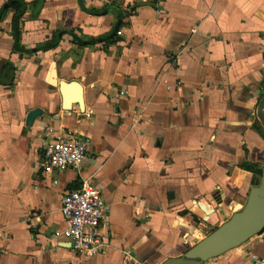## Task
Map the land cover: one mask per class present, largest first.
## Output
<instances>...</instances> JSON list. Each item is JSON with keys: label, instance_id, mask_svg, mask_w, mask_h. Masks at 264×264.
I'll return each mask as SVG.
<instances>
[{"label": "crops", "instance_id": "0c3cea01", "mask_svg": "<svg viewBox=\"0 0 264 264\" xmlns=\"http://www.w3.org/2000/svg\"><path fill=\"white\" fill-rule=\"evenodd\" d=\"M13 1L0 0V67L14 64L0 84V264H163L244 208L243 165L264 168V0H25L30 52L14 50ZM71 82L83 107L65 110ZM71 137L88 143L82 167L45 175L43 141ZM85 182L107 204L110 244L93 255L73 249L61 212ZM252 256L264 231L206 264Z\"/></svg>", "mask_w": 264, "mask_h": 264}, {"label": "built area", "instance_id": "2783aa9c", "mask_svg": "<svg viewBox=\"0 0 264 264\" xmlns=\"http://www.w3.org/2000/svg\"><path fill=\"white\" fill-rule=\"evenodd\" d=\"M42 171L45 175L79 170L89 153L88 143L80 138L45 139L42 145ZM62 215L66 222L65 238L73 249L93 255L109 246V235L102 233L107 216V204L102 192L85 182L79 189L67 192L62 198ZM253 264H264V257L252 256Z\"/></svg>", "mask_w": 264, "mask_h": 264}, {"label": "water", "instance_id": "95a60500", "mask_svg": "<svg viewBox=\"0 0 264 264\" xmlns=\"http://www.w3.org/2000/svg\"><path fill=\"white\" fill-rule=\"evenodd\" d=\"M43 0H38L40 9ZM82 7L83 2L79 0ZM119 26L116 27V31ZM116 33V32H115ZM63 107L70 110L72 104L83 107L82 87L78 82L62 83ZM258 114L264 122V99ZM42 115L40 109L32 111L27 118V123L33 125L34 121ZM264 231V168L259 178H256L254 187L251 188L244 208L235 213L230 220L212 232L209 236L189 249L183 256L169 258L163 264H206L229 251L241 247L253 237Z\"/></svg>", "mask_w": 264, "mask_h": 264}, {"label": "trees", "instance_id": "16d2710c", "mask_svg": "<svg viewBox=\"0 0 264 264\" xmlns=\"http://www.w3.org/2000/svg\"><path fill=\"white\" fill-rule=\"evenodd\" d=\"M13 3V8L15 9L16 13L13 19V28H14V36H15V47L14 50L16 52H30V51H26L24 50L20 45H19V41H20V22L23 18V16L25 15L29 4L25 1V0H15L12 2ZM5 13V9H3L0 12V21L2 20L3 16ZM94 15H102L105 14L106 11L103 10L101 12H97V11H93L92 12ZM72 34V33H70ZM73 35V34H72ZM75 39L82 45H86L89 44L90 42H84L81 41L80 39H78L77 36H74ZM111 37H106V39H110ZM61 40V36L57 35L54 37L53 40H51L50 42L41 45L37 48V51H47L49 49L55 48L58 46L59 42ZM14 82V64L11 61H5L2 66L0 67V84L1 85H11ZM243 168L246 169L247 171L253 173L255 180L256 178H259L262 174V170L256 166V165H252V164H244Z\"/></svg>", "mask_w": 264, "mask_h": 264}]
</instances>
